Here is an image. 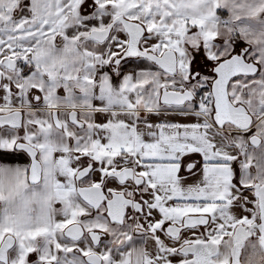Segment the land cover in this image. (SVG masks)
Listing matches in <instances>:
<instances>
[{
	"label": "snow or ice",
	"instance_id": "1",
	"mask_svg": "<svg viewBox=\"0 0 264 264\" xmlns=\"http://www.w3.org/2000/svg\"><path fill=\"white\" fill-rule=\"evenodd\" d=\"M260 2L0 0V193L47 189L53 146L83 189L42 235L0 229V264H264Z\"/></svg>",
	"mask_w": 264,
	"mask_h": 264
},
{
	"label": "flooded vegetation",
	"instance_id": "2",
	"mask_svg": "<svg viewBox=\"0 0 264 264\" xmlns=\"http://www.w3.org/2000/svg\"><path fill=\"white\" fill-rule=\"evenodd\" d=\"M6 112L11 111L12 113L15 112H25V113H32L33 110L29 107L27 108H21V107H15L11 109H5ZM68 112H76L74 110H69ZM49 113H59L58 110L51 109ZM66 113V112H65ZM62 115V113H61ZM52 120H55V115L51 117ZM62 122V120H61ZM55 146H53L52 149L49 150V156H50V182L47 189H44L43 191H39V195L34 200L35 204L33 206H30L29 199L25 197V199L21 200L20 204H17L16 210L10 209L9 212V218L4 220L3 215L0 219V229L2 230H11L13 232L15 231H23L25 235H42L44 230L51 224L55 225L57 221L58 215L61 213V209L65 207L66 203H69L76 193L81 192L83 189L80 187L74 186L72 184H68L67 187L60 184L59 180L57 179V172L56 168L59 166L60 168H64L67 165V157H65L63 160L58 161L57 163H51L52 160V151H54ZM66 148V145H65ZM102 152H99L98 156L101 155ZM72 152L68 151L67 156H72ZM65 170H67L65 168ZM69 171V175L71 176V170ZM21 178L25 181V177L23 173H20ZM41 183H43L41 181ZM264 184V183H260ZM37 185L29 184V188H35ZM59 201H64V203H60ZM4 206L0 207L3 209ZM75 209H70L71 211H74ZM2 213H4V210H2ZM43 217L44 222L40 224H35V221L37 218ZM47 220V222H46ZM35 225V226H32ZM119 243V241H117ZM91 255V253H90ZM145 257L147 254H144Z\"/></svg>",
	"mask_w": 264,
	"mask_h": 264
},
{
	"label": "rangeland",
	"instance_id": "3",
	"mask_svg": "<svg viewBox=\"0 0 264 264\" xmlns=\"http://www.w3.org/2000/svg\"><path fill=\"white\" fill-rule=\"evenodd\" d=\"M121 2H123V0H121ZM255 83L258 86L260 84L259 81L255 82ZM261 91L264 92V88H261ZM229 95H231V92L229 93ZM259 98H260L259 95L255 96V97H253V96L245 97V96L240 95V93H237V96H236V99L242 101L243 106L247 109V111L249 113H252V112L255 111L254 110L255 105L254 104H250V100H259ZM73 106L83 107V106H81L79 104H76V105H73ZM63 107H65V106H63ZM24 182L25 181L21 178V175H20V178L17 181L16 185L14 186L13 191H15L16 188H20L24 184ZM35 190H36L35 194H33V188L27 187L26 189H23L24 196L29 199L30 206H33L35 204L34 200L39 195V191H43L44 189L41 188V185H37L35 187ZM25 197H24V199H25ZM9 200H10L9 192L5 191L4 193H0V207L4 206L3 209H1V211H0V219H1L2 215L4 217V220L8 219L9 218V212L8 211L10 209L16 210L17 204H20L22 199L17 197L16 201L14 203H9ZM2 210H4V213H2ZM46 222H47V220H46Z\"/></svg>",
	"mask_w": 264,
	"mask_h": 264
},
{
	"label": "crops",
	"instance_id": "4",
	"mask_svg": "<svg viewBox=\"0 0 264 264\" xmlns=\"http://www.w3.org/2000/svg\"><path fill=\"white\" fill-rule=\"evenodd\" d=\"M261 12H264V0H261V2H260L259 4H257L255 8H253V9L251 10V12L249 13V16H250L251 19L256 20V19H259V18H260V13H261ZM27 107H28V106H26V105L23 106V108H27ZM6 109H7V108H6ZM51 109L58 110L60 114L62 113V115H63V113L68 112L69 110H74V111H76V112L78 111V112H81V113L92 111L91 108H85V107H79V106H67V107H66V106H65V107H63V106H60V107L53 106V107H50V108H48V109H46V110L42 109V110H40V111H46V112H49ZM254 110H255V108H254ZM248 113H249V112H248ZM62 115H61V117H62ZM257 119H260V118L257 117ZM61 120H62V119H61ZM49 126H50V125H49ZM93 150H94V146H93ZM101 152H102V150H101ZM49 154H50V153H49ZM98 154H99V153H97V155H98ZM48 158H49V161H50V156H49ZM65 168H66V167H64V168H60L59 166H57V168H56V172H57V174H58V172H59L60 170H65ZM50 169H51V167H50V165H49L48 168L46 169V171H47V173H48L49 176H50ZM249 182H250V183H257L256 177L253 176L252 180L249 181ZM259 183H264V181H261V182H259ZM149 264H155V261H150Z\"/></svg>",
	"mask_w": 264,
	"mask_h": 264
},
{
	"label": "water",
	"instance_id": "5",
	"mask_svg": "<svg viewBox=\"0 0 264 264\" xmlns=\"http://www.w3.org/2000/svg\"><path fill=\"white\" fill-rule=\"evenodd\" d=\"M237 70H242V69H237ZM244 108H245V107H244ZM15 113L18 114V112H15ZM241 119H244V120L247 119V117L243 115V110H242V112H241ZM260 186H261V188H264V184H261Z\"/></svg>",
	"mask_w": 264,
	"mask_h": 264
}]
</instances>
